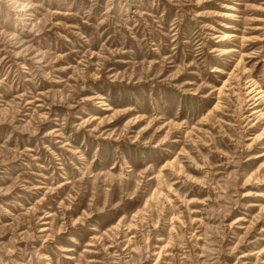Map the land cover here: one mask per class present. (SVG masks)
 I'll return each instance as SVG.
<instances>
[{
  "label": "rangeland",
  "instance_id": "1",
  "mask_svg": "<svg viewBox=\"0 0 264 264\" xmlns=\"http://www.w3.org/2000/svg\"><path fill=\"white\" fill-rule=\"evenodd\" d=\"M0 264H264V0H0Z\"/></svg>",
  "mask_w": 264,
  "mask_h": 264
},
{
  "label": "bare ground",
  "instance_id": "2",
  "mask_svg": "<svg viewBox=\"0 0 264 264\" xmlns=\"http://www.w3.org/2000/svg\"><path fill=\"white\" fill-rule=\"evenodd\" d=\"M228 27V26H227Z\"/></svg>",
  "mask_w": 264,
  "mask_h": 264
}]
</instances>
